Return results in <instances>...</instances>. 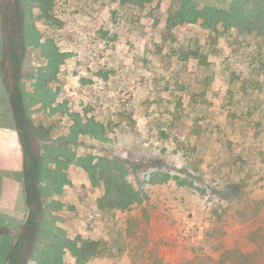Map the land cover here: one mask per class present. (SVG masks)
I'll use <instances>...</instances> for the list:
<instances>
[{
  "label": "rangeland",
  "instance_id": "374dc122",
  "mask_svg": "<svg viewBox=\"0 0 264 264\" xmlns=\"http://www.w3.org/2000/svg\"><path fill=\"white\" fill-rule=\"evenodd\" d=\"M180 1L51 0L44 18L35 0H0V125L25 132L37 166L24 219L0 222V264H181L201 253L195 264H220L224 249L254 247L264 0H189L228 13L214 29L170 26ZM71 113L100 123L102 139L75 135ZM84 155L119 160L140 200L108 205L75 162ZM82 241L97 245L80 263L67 244Z\"/></svg>",
  "mask_w": 264,
  "mask_h": 264
},
{
  "label": "trees",
  "instance_id": "16d2710c",
  "mask_svg": "<svg viewBox=\"0 0 264 264\" xmlns=\"http://www.w3.org/2000/svg\"><path fill=\"white\" fill-rule=\"evenodd\" d=\"M38 3L40 8V16L44 18L49 17V9L51 0H35ZM150 0H133L138 5H142L143 2ZM225 16H228L227 12H224L222 9L207 7L205 9L196 8L191 1L181 0L177 9L174 13L169 16L168 23L170 26L181 23H195L200 20L201 24L204 27L209 29H214L217 23L224 19ZM49 56V66L52 69V75L57 70V67L60 63L61 54L56 50L48 54ZM73 118L72 132L76 135L88 134L90 136L97 137L102 139L103 129L100 123L94 121L91 118L82 121L78 114L71 113ZM25 132L23 130H18V137L20 140L22 153L24 156V161H26L23 166L30 168V171L26 169L28 175L26 179L24 177V191L26 204H28V193L32 192L33 183H34V173L37 168L34 161V155L29 151V146L26 142ZM32 154V155H31ZM80 165L88 174L92 183L101 182L104 187V197L108 199V205L118 204L121 207H126L131 204L133 201L140 200V193L131 188L129 183L122 178L121 176V165L117 159H109L105 156L94 157L91 155L79 156L75 161ZM25 169V168H24ZM23 169V175H25V170ZM258 229V228H257ZM261 229V228H259ZM258 229V231H260ZM258 233L250 234V240L254 241V247L251 250H241L240 248H226L220 253V258L222 261L220 264H225V261L229 264H264V231L260 235L256 236ZM255 235V236H254ZM71 250V253L76 257V261L82 263L88 257L95 253V247L97 245L94 241H82L80 246H75L73 244H67ZM202 261V259H207L208 255L206 253H201L198 258H193V260H187L189 263H197V260ZM226 259V260H224ZM188 262H183L181 264H188ZM44 264V262L42 263ZM45 264H48L45 262Z\"/></svg>",
  "mask_w": 264,
  "mask_h": 264
},
{
  "label": "crops",
  "instance_id": "0c3cea01",
  "mask_svg": "<svg viewBox=\"0 0 264 264\" xmlns=\"http://www.w3.org/2000/svg\"><path fill=\"white\" fill-rule=\"evenodd\" d=\"M23 153L15 129L0 125V222H20L26 213ZM6 227V226H5ZM4 227V228H5ZM1 230L0 232H7ZM3 248H0V255ZM6 250V247H5ZM3 256V255H2Z\"/></svg>",
  "mask_w": 264,
  "mask_h": 264
}]
</instances>
